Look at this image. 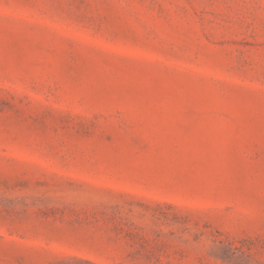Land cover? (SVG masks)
Segmentation results:
<instances>
[{
  "label": "rangeland",
  "instance_id": "374dc122",
  "mask_svg": "<svg viewBox=\"0 0 264 264\" xmlns=\"http://www.w3.org/2000/svg\"><path fill=\"white\" fill-rule=\"evenodd\" d=\"M0 264H264V0H0Z\"/></svg>",
  "mask_w": 264,
  "mask_h": 264
}]
</instances>
